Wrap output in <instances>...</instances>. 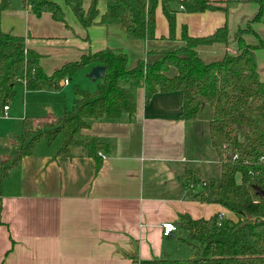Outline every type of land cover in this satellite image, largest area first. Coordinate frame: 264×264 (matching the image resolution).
I'll return each mask as SVG.
<instances>
[{
  "label": "crops",
  "instance_id": "obj_1",
  "mask_svg": "<svg viewBox=\"0 0 264 264\" xmlns=\"http://www.w3.org/2000/svg\"><path fill=\"white\" fill-rule=\"evenodd\" d=\"M8 1L1 13L2 31L23 36L25 48L39 54L46 74L105 48L126 53L128 69L142 58L157 60L164 52L183 46L182 25L192 36H205L227 25V46L214 43L196 49L204 62L216 61L226 52L239 51L234 34L255 15L251 5L238 9L237 0H212L215 7L203 12L177 11L175 38L169 40L158 4L156 38L145 41L131 37L117 20L99 22L109 7L106 0L98 1V15L88 27L80 24L67 5H63L64 21H57L47 12L37 16L22 0ZM89 3L83 1L84 9ZM256 23L252 27L262 39ZM243 38L246 43H258L253 33ZM258 49L257 70L264 81ZM69 79L40 90L20 86L21 97L16 90L7 114H0V264H142L192 258L190 248L200 249V245L178 221L179 213L206 218L223 210L226 217L234 218L222 205L201 202L194 194L205 182L192 176L216 179L219 168L207 133L211 107L185 122L178 118L182 91L157 92L145 103L142 85L122 83L133 93L135 112L117 119L90 120L81 130L109 144L98 171L92 158L56 156L58 148L44 140L13 164L23 119H31L39 131L71 106L74 94L69 96L63 89ZM165 221L177 226L169 235L162 233Z\"/></svg>",
  "mask_w": 264,
  "mask_h": 264
},
{
  "label": "trees",
  "instance_id": "obj_2",
  "mask_svg": "<svg viewBox=\"0 0 264 264\" xmlns=\"http://www.w3.org/2000/svg\"><path fill=\"white\" fill-rule=\"evenodd\" d=\"M22 0L37 16L47 12L57 21H64L63 5H67L84 27L90 26L98 15L99 0ZM108 9L101 15L100 23L117 20L131 37L151 41L156 38L155 10L158 4L168 25L167 39L175 38L176 12H203L215 7L212 0H106ZM257 4L255 15L239 27L235 39L239 51L226 52L216 61L204 62L197 47L214 43L228 44L226 24L205 36L189 35L185 25L180 31L183 46L166 51L154 61L139 59L130 69L127 56L121 50L105 48L83 54L78 60L63 63L51 74H46L39 63V54L25 48L24 37L2 31L0 22V114L4 105L16 95V88L40 90L59 85L76 71L93 65H103V77L93 90L74 85V98L69 108L37 131L31 119H23V132L18 137V150L12 159L15 164L30 154L35 144L44 140L52 143L61 134L56 156L90 157L98 171L103 156L110 148L94 134H83L90 120L117 119L122 114L135 112L133 93L122 83L142 85L144 102L157 92L180 90L183 94L178 118L185 122L194 120L207 105L212 113L208 121L209 144L219 161L216 179L193 175L204 187L196 190L201 202L218 203L234 214V218H193L179 213L178 221L189 231L190 238L202 246L199 257L186 259H154L142 264H264V81L259 77L256 48H264V41L252 24L264 15V0H245ZM216 2V1H215ZM8 0H0L1 13L8 8ZM225 9V8H224ZM245 33L258 37L257 44H249ZM175 68V74L167 72ZM232 154V155H231Z\"/></svg>",
  "mask_w": 264,
  "mask_h": 264
},
{
  "label": "rangeland",
  "instance_id": "obj_3",
  "mask_svg": "<svg viewBox=\"0 0 264 264\" xmlns=\"http://www.w3.org/2000/svg\"><path fill=\"white\" fill-rule=\"evenodd\" d=\"M238 1V6H236L238 9L242 8V7H253V10L251 12L252 16L257 12V6L256 4H253V2H244V4H241L240 0H237ZM245 5V6H244ZM255 10V12H254ZM112 21V20H111ZM256 28L259 29L261 31V33L264 34V15L262 16V18L256 23ZM263 41H264V37H262ZM258 49V48H257ZM258 51H260L258 53V63H259V67L261 68H264V48H259ZM175 69L174 68H170V70L167 72V75L171 76L170 74L173 73ZM89 69L88 68H85V69H80L78 71H76L71 77H69V81H70V84L68 85L67 88H63L64 91L67 90V92L69 93V96H72L73 95V87L74 85H78L82 88H85L87 90L89 89H93L96 84H97V80H93L91 77H89L87 75ZM263 74V73H262ZM173 75V74H172ZM124 85H128V84H124ZM17 91H19V95H20V91H21V87L18 86L16 88ZM16 97V95H15ZM14 97V98H15ZM21 97V95H20ZM13 98V99H14ZM69 106V105H67ZM209 110V106H205L201 111L200 113L204 114V113H207ZM61 112V111H60ZM61 113L58 114V116L60 115ZM44 128V127H42ZM41 130V129H40ZM11 137V136H10ZM61 139H62V135L59 134L56 139L51 143L52 146L55 145V147H59L60 146V143H61ZM3 142V138L0 139V144H2ZM45 145V144H44ZM212 149V148H211ZM219 175V168H217V174H216V178L218 177ZM213 177V176H211ZM194 179V177H193ZM192 252V257H199L201 256L202 254V246H200V249H196V248H190Z\"/></svg>",
  "mask_w": 264,
  "mask_h": 264
},
{
  "label": "built area",
  "instance_id": "obj_4",
  "mask_svg": "<svg viewBox=\"0 0 264 264\" xmlns=\"http://www.w3.org/2000/svg\"><path fill=\"white\" fill-rule=\"evenodd\" d=\"M63 82L65 84L68 83V79L65 78L63 80ZM7 109H8V106L7 105H4V107H3V113H2L3 115H6L7 114ZM217 215H218L219 218L226 217V213L223 210L222 211H219L217 213ZM176 228H177L176 224L173 223L172 221H165V222L162 223V229H163L162 230V233L164 235H169L171 232L175 231Z\"/></svg>",
  "mask_w": 264,
  "mask_h": 264
},
{
  "label": "water",
  "instance_id": "obj_5",
  "mask_svg": "<svg viewBox=\"0 0 264 264\" xmlns=\"http://www.w3.org/2000/svg\"><path fill=\"white\" fill-rule=\"evenodd\" d=\"M103 74H104V66L99 65V64L93 65L87 73V75L89 77H91L93 80L102 78ZM256 192L259 193L260 195H262L264 193V191L260 190L258 187H256ZM179 224H181V223H179Z\"/></svg>",
  "mask_w": 264,
  "mask_h": 264
}]
</instances>
